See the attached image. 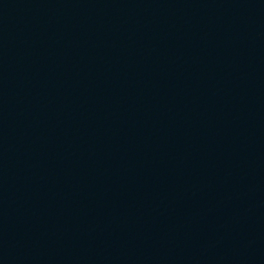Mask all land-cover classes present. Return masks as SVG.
<instances>
[{
    "label": "water",
    "instance_id": "obj_1",
    "mask_svg": "<svg viewBox=\"0 0 264 264\" xmlns=\"http://www.w3.org/2000/svg\"><path fill=\"white\" fill-rule=\"evenodd\" d=\"M0 264H264V0H0Z\"/></svg>",
    "mask_w": 264,
    "mask_h": 264
}]
</instances>
